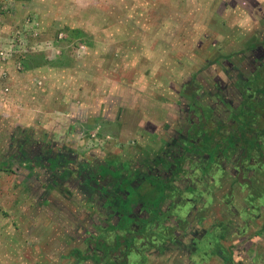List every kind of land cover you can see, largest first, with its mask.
I'll use <instances>...</instances> for the list:
<instances>
[{
  "label": "rangeland",
  "instance_id": "obj_1",
  "mask_svg": "<svg viewBox=\"0 0 264 264\" xmlns=\"http://www.w3.org/2000/svg\"><path fill=\"white\" fill-rule=\"evenodd\" d=\"M260 39L264 0H0V264H92L78 252L92 254L98 236L111 242L116 235L100 228L113 222L105 220L101 193L45 189L28 178L12 135L55 142L56 151L71 146L88 160L86 174L108 160L151 161L177 120L189 126V112L199 114L192 89L204 92V106L215 101L211 85L233 77L242 62L231 57L252 55L247 48ZM244 128L242 148L264 142V122ZM223 140L216 154L229 157ZM207 141L201 151L209 154ZM196 162H186L176 182L182 191L173 187L164 205L179 195L180 213L159 223L173 235L190 215L178 246L172 237L149 238L129 264H264V166L248 163L240 173L230 158L221 170L202 171ZM154 181H147L148 206L162 197ZM184 195L195 208L182 206Z\"/></svg>",
  "mask_w": 264,
  "mask_h": 264
},
{
  "label": "flooded vegetation",
  "instance_id": "obj_2",
  "mask_svg": "<svg viewBox=\"0 0 264 264\" xmlns=\"http://www.w3.org/2000/svg\"><path fill=\"white\" fill-rule=\"evenodd\" d=\"M255 44L256 46L254 48L248 50L252 55H246L247 52H236L235 55L231 57V59L233 57L241 58L242 61L240 65H237V67L235 66L232 69V71L235 72L233 77H227L224 83L219 80L218 82L220 84L215 83V85H211L215 91V95L212 97H215V101H212L211 99V101L207 103L208 106H204L200 100L202 98L205 99L204 92L201 96L192 89L196 94L195 97H193V105L195 106L193 109L197 108L200 104L202 106L199 107V109L197 108L199 114L196 115V109L195 112H189L191 117L189 126L184 127V125L180 124V120H177L176 127L166 134L167 144L161 147L162 150L158 152L155 158L151 159V161L140 162L137 166H134L130 163H114L113 161L108 160L100 164L97 171L94 170L93 172L86 174L85 169L88 168V160L85 159V157L78 158L76 154L74 155L72 150H70L72 148L71 146L64 144L60 146V151H56L55 148L57 144L55 142H52V144L40 140L36 142L32 138L23 140L20 144L21 146L18 145L17 150L20 158L18 157L17 159L25 166V170L28 173L27 177L32 178L35 175V179L38 180L40 185H43L45 189L50 188L55 190L57 187L65 186L70 190L71 187H77V189L82 187L87 190L91 189V196L94 191L101 193L103 196L101 207L104 215L108 216L105 220L111 219L113 222L105 225L103 224L104 226H100V228L105 231L108 230V232L115 231L112 228L118 227V225L122 223V220H124V216L122 211H117L119 207L114 205L117 197H112V192H114L115 189L112 187L108 188V186L106 187L108 176L103 177L101 174H98V171L102 167H104V171L107 169L113 174L114 172L122 170L128 166L126 168L130 167L133 169L135 177H138L136 172L138 175H143V177L145 176L144 173H147L146 176L155 175L156 179L163 178L166 181H170V186L172 188L175 186L179 188L177 191H182L180 184L177 185L176 182H181V175L187 173L185 164L187 161L189 162L190 159L195 158L197 160L196 163L199 164L198 166L201 167L202 171L206 167L212 171L214 167L219 168V170L223 169L222 162H224V159L226 162H230L231 158V161H234L238 171H240V173H246V163L243 165L239 164L240 155H242L241 149H238L235 154L229 157V159L220 155L210 167L208 166V162L211 161L212 154H207L205 151H201V149L202 139H206V136L209 135L211 131H215V133L219 135L224 130L232 129V131H238L237 128L244 123L247 124V127L248 125L251 126V129H257L259 123L264 122V39L256 41ZM242 55L243 57H239ZM242 68L250 69V71L244 75ZM192 85L197 84L194 83ZM228 106L231 110L227 113H229V115L231 113V116H227L230 117V119L226 121V110ZM205 107L209 108L211 113L208 110H204ZM204 112L208 119H202V114ZM214 119H216V123L211 126L209 123H212ZM214 126H216L215 129ZM207 127L211 128V130H207L206 133L205 129H207ZM201 131L205 133L199 135L198 133ZM214 137V139H216V135ZM220 137L218 136L217 139L220 140ZM235 140H238V138ZM188 146L193 148L192 152H189ZM248 163L250 162L248 161ZM165 165H167V167H165ZM100 186H103L102 189ZM192 186L186 188V194L193 189ZM44 194L47 197L44 196L42 201L46 203L45 201L50 199V197L47 195V192ZM127 194L129 193L127 192ZM90 198L91 197L89 196V199ZM124 199L127 200L128 197L124 196ZM179 202L180 196L177 195L173 204H169L166 210L164 207L162 208L161 212H159L160 215L156 218L155 222H149L150 228L148 229L146 224L148 223L149 218L152 217V214H150L147 206L143 202H140L139 197L135 195L133 201L128 204L127 208H125L126 211L129 210L130 212L126 217L127 230H118L115 232L121 234L125 233V235H134L135 241L131 251L127 252V247L125 245L121 246L120 250H117L115 248L114 239L111 242H105L100 236H98L97 243H105L109 250L104 252L97 249L95 245L94 252L85 256L92 257L96 251L98 257L101 258L100 262L98 263L94 260L90 261V258L86 260V262H91L92 264H121L124 260H127L129 264L130 257L134 255L137 256L140 252L142 242L149 238H152L154 241L164 236L167 238L172 237V243H175L178 246V241L180 240L179 236L181 233L183 234L186 232L185 227L181 226V223L183 224L188 221L187 218L189 219L190 215H186L185 220L181 219L179 224L175 225L173 235L167 234L168 226L166 223L161 226H159V223L165 218L175 219L177 217V214L180 213ZM185 204H193L192 206L195 208L196 200L184 195L182 206ZM98 209L101 212V208ZM203 221H205V219H203ZM169 224L171 225V223ZM125 251L127 254H124Z\"/></svg>",
  "mask_w": 264,
  "mask_h": 264
},
{
  "label": "trees",
  "instance_id": "obj_3",
  "mask_svg": "<svg viewBox=\"0 0 264 264\" xmlns=\"http://www.w3.org/2000/svg\"><path fill=\"white\" fill-rule=\"evenodd\" d=\"M77 32L78 35L81 34V31L77 30L75 31ZM77 35V36H78ZM257 44V43H256ZM255 42L254 45L247 48L248 49H252L256 46ZM24 67L25 68H29V65L27 63H24ZM188 93H190V91H187ZM195 93L192 92L190 93V97L193 98L195 97ZM245 124V123H244ZM244 124L242 126H239L237 129L238 131H232V130H224L223 132L220 133L219 136H223L226 138V140H223V142L225 144H223L224 146H228V152L226 153L229 157H231L233 154H235L237 152V150L241 149L242 150V155H240V162L239 164L243 165L244 163H246V165L248 164V161L250 163L255 162L254 164H258L261 167L264 166V142L260 143L259 139L254 140V142H251L250 146L247 148H245V146H247L245 144V141H248L247 138V131L245 130L246 128H244ZM255 130V129H253ZM226 131V132H225ZM262 133V136H264V128H261L260 130ZM235 132V133H234ZM254 133V132H253ZM215 131H211V133H209V135H207L206 139L207 144L210 147L211 152L213 151V155L211 156V161L208 162L209 163V167L212 163H214L218 157L221 155L222 150L219 147L220 143L219 141L216 142V139H214L215 137ZM261 134L258 135V133L254 134L256 136H261ZM236 136H239L238 140L236 139ZM262 140V139H261ZM244 142L243 148L241 147V143ZM21 146V145H20ZM192 149V150H191ZM219 150L221 152L216 154V150ZM224 149V148H223ZM188 150L189 152L193 151V148L188 146ZM206 152V151H205ZM210 152V154H211ZM15 158H20L18 151L15 152L14 154ZM229 157L224 156V158L229 159ZM252 160V161H251ZM254 160V161H253ZM8 164V162H7ZM182 165V162H181ZM180 165V166H181ZM128 167V166H126ZM124 168L122 170H118L116 172H114L113 174H111L107 169L104 171V167H102L99 171L98 174H101L103 177H107L108 181H106V187L108 186V188L112 187L115 189L114 192H112V197H117V200L115 202L114 205H116L118 208L117 211H122L123 216H124V220H122V223L120 225H118V227H113L112 229L115 231H126L127 230V221H126V217L128 216V214L130 213L129 210L126 211L125 208L128 207V204L130 202L133 201V197H135V195H137V197H139L140 202H143L147 208L150 211V214H152V217L149 218L148 222H155L156 218L159 217V212H161L162 208L165 205V202L168 200L169 197V192L171 191L172 187L170 186V181H166L165 179H156L155 175H149L146 176L147 173H144V177L143 175H138L136 172V175L138 177H133V169L129 168ZM109 173V174H108ZM127 173H129V175H126ZM97 176V175H96ZM142 176V177H140ZM157 181V184H155V181L153 182L154 185V189L155 190H159L160 188V192L162 197H160L157 205H153V206H148L147 203V198L148 196L151 194V191H153L152 189L150 191H148V189L152 188L151 185L149 184L150 188L147 187L148 183L147 181ZM101 189L103 186H100ZM105 187V188H106ZM100 189V190H101ZM120 192V194H119ZM127 192L129 194H127ZM122 193V194H121ZM124 196L128 197L127 200L124 199ZM115 248L117 250L121 249V246L125 245L127 247V252L131 251L132 246H134V235L133 234H128L125 235V233L121 234V233H116L115 235ZM97 249H100L102 251H108V247L106 246L105 243L103 242H99L96 244ZM125 251L124 254H127V252ZM79 253V257L81 259H85L88 260L89 258H91L90 256H82L81 252ZM92 259L96 262H100L101 258L98 257L97 252L95 251L94 255H92ZM116 264V263H115ZM121 264H128L127 260H124Z\"/></svg>",
  "mask_w": 264,
  "mask_h": 264
},
{
  "label": "crops",
  "instance_id": "obj_4",
  "mask_svg": "<svg viewBox=\"0 0 264 264\" xmlns=\"http://www.w3.org/2000/svg\"><path fill=\"white\" fill-rule=\"evenodd\" d=\"M23 134L24 135H22L21 134V138H16V135H12L13 136V138H12V140L11 141H13L14 143H16L17 144V148H18V145H20L22 142H23V140H27L28 138L30 139V138H32L33 139V137L32 136H30V134H25V132H23ZM15 137V138H14ZM16 140V141H15ZM49 143V142H48ZM17 148H16V151H18L17 150ZM20 150V149H19ZM15 151V152H16ZM166 204V203H165ZM78 258H79V254H78ZM81 259V258H80ZM81 260H85V259H81Z\"/></svg>",
  "mask_w": 264,
  "mask_h": 264
}]
</instances>
